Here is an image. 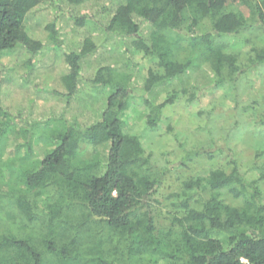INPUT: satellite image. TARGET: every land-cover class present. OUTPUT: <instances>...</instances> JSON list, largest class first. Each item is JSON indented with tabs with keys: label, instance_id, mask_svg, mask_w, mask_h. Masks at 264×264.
Here are the masks:
<instances>
[{
	"label": "trees",
	"instance_id": "1",
	"mask_svg": "<svg viewBox=\"0 0 264 264\" xmlns=\"http://www.w3.org/2000/svg\"><path fill=\"white\" fill-rule=\"evenodd\" d=\"M52 1L0 0V58L4 52L20 46L29 53L27 64L30 65L46 42L54 47L63 44V35L54 20L46 21L44 43L31 38L26 31L27 18L44 16L41 7ZM65 2L77 11L86 0ZM229 4L248 8L253 22L248 23L241 14L228 11ZM84 8L82 15L73 17L76 30L83 28L94 15L106 11L102 0H90ZM91 8L95 10L89 15ZM202 25L206 30L192 37L200 57L182 63L174 59L165 33L194 34ZM103 30L127 41L155 65L146 72L144 96L139 102L153 113L152 117H146L150 127L156 125L162 110L173 105L180 94L185 96L188 89L171 90L158 104L148 100L146 94L187 78L198 69V63L206 64L217 86L264 64V0H120ZM253 32L261 35L257 41ZM231 39L243 41L249 48L247 52L230 51L225 41ZM76 42H79L78 51L64 54L63 88L53 94L56 98H67L65 105H70L77 95L80 81H86L81 77L82 59L91 57L97 50L91 35ZM116 71L103 66L96 70L92 80H87L92 86L112 88L99 119L85 126L78 127L76 123L67 126L55 136L53 151L39 161L35 170L24 174L27 190L47 197L49 223L61 216L65 208H80L84 218L76 228L85 223L106 225L122 241V250L114 246L110 253H119L125 261L134 259L136 264H143L142 261L144 264H264V203L260 190L264 174L259 179L248 180L233 159L229 172L215 169L205 178L183 183L182 216L174 219L179 229L176 238L156 233L149 210L143 208L158 188L159 178L149 173V158L140 139L124 131L132 92L126 74ZM2 81L0 74V93ZM7 117L9 114L0 104V118ZM88 147L92 151L86 155ZM225 194L230 196L229 202L223 198ZM29 204L28 200L20 207L28 221H32ZM64 237H60V246L48 240L44 243L46 252L57 260L117 264L116 260L94 259L89 252L84 257L79 241L71 238L61 244ZM10 246L19 255H9L2 264H42L41 253L31 243L12 240Z\"/></svg>",
	"mask_w": 264,
	"mask_h": 264
},
{
	"label": "rangeland",
	"instance_id": "2",
	"mask_svg": "<svg viewBox=\"0 0 264 264\" xmlns=\"http://www.w3.org/2000/svg\"><path fill=\"white\" fill-rule=\"evenodd\" d=\"M118 2L120 0H102L106 9L103 15H94L77 30L73 17L82 15L90 0L77 11L70 9L65 0L46 3L40 11L44 16L27 18V34L44 43L46 21L54 20L63 35V44L54 47L46 42L30 65L27 64L29 53L20 46L4 52L0 58L3 80L0 104L9 114L7 118H0V264L11 254L19 255V251L10 246L12 240L31 243L34 250L41 253L42 264H75L61 262L46 252L45 241L60 246L62 236L65 237L61 244L71 238L78 240L84 257V253L89 252L94 259L102 257L116 260L117 264H136L134 259L125 261L119 253H110L114 246L122 250V241L106 225L85 223L76 228L84 218L80 208H65L61 216L49 223L47 197L28 191L24 183V174L35 170L39 161L56 147L55 136L69 125L85 126L99 119L112 88L92 86L87 80H92L100 67L110 66L126 74L132 96L128 98L130 105L124 118V131L140 139L144 154L149 158V173L159 178L158 188L143 208V211L149 210L158 235L177 237L179 229L174 219L182 216L184 182L205 178L215 169L229 172L232 159L248 180L259 179L264 174V64L217 86L206 64L198 63V69L187 78L146 94L148 100L158 104L171 90L188 89L185 96L180 94L173 105L164 108L156 125L150 127L146 117H152L153 113L139 102L144 96L146 72L155 65L127 41L103 30ZM90 10L89 15H92L95 9ZM227 10L241 14L248 23L253 22L248 8L243 5L229 4ZM205 30L206 26L202 25L194 34L165 33L173 58L182 63L200 57L192 37ZM253 34L256 41L261 37ZM86 35L95 40L97 50L91 57L82 59L81 77L86 81H80L77 95L70 105H65L67 98L53 95L63 88L64 54L77 52L79 42L76 40ZM225 44L233 52L244 54L249 49L243 41L234 39ZM91 151L88 147L86 155ZM260 190L264 203V179L260 181ZM223 198L230 201L227 194ZM28 200L33 210L32 221H28L20 207Z\"/></svg>",
	"mask_w": 264,
	"mask_h": 264
}]
</instances>
